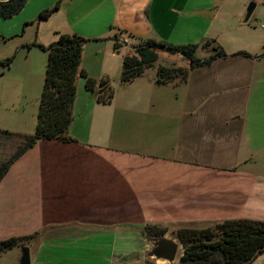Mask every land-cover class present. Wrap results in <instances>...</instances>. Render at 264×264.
Here are the masks:
<instances>
[{
	"label": "crops",
	"instance_id": "1",
	"mask_svg": "<svg viewBox=\"0 0 264 264\" xmlns=\"http://www.w3.org/2000/svg\"><path fill=\"white\" fill-rule=\"evenodd\" d=\"M109 1L106 31L79 29L66 17L57 32L91 40L121 28L174 46L198 45L200 59L216 54V45L227 55L190 70L186 81L158 83V68L166 66L158 64L146 80L145 72L124 84H145L143 155L120 142L117 94L111 104L98 103L79 77L70 127L76 142L39 140L0 178V239L39 233L27 246L40 241L34 247L40 264H148L114 234L131 237L149 223L178 230L226 219L264 221V161L254 159L264 153V80L257 79L264 19L255 16L264 0L248 22L249 0ZM237 38L253 44H236ZM164 53L172 58L167 67L190 66L184 54ZM101 68L102 76L95 75L82 60L95 79L109 76V64ZM134 96L127 94L132 103ZM17 130L11 132L28 135ZM0 149L1 166L17 145L0 138ZM251 264H264V255Z\"/></svg>",
	"mask_w": 264,
	"mask_h": 264
},
{
	"label": "rangeland",
	"instance_id": "2",
	"mask_svg": "<svg viewBox=\"0 0 264 264\" xmlns=\"http://www.w3.org/2000/svg\"><path fill=\"white\" fill-rule=\"evenodd\" d=\"M91 1L28 0L25 7L17 15L11 18L0 17V62L12 59L10 66L0 64V130L18 131V128H23V133H28V135L35 133L40 97L49 58V52L44 47H48L57 40V29L66 24V17L70 20L73 19V24L79 29L86 28L88 27L87 25H93L98 30L100 29L98 33L106 31L101 30V27L104 25L103 19L106 17V12L110 9V1L107 0L97 4H95L96 1H92L93 5H89L92 4ZM58 2H60L58 9L54 10L47 18H41L43 11L54 8ZM250 2L258 3L257 0H249L248 4ZM66 8H68V11H66ZM255 16H260L262 20L264 19V7L261 3L258 4ZM100 19L102 24L93 21ZM69 24H71V21H69ZM90 28L92 29V27ZM108 31L110 33L105 38L91 40L85 38L87 42L84 46L83 62L91 69L92 73L100 76H102L103 71L101 66L104 63L109 64L108 70H104L108 71L106 73L109 76L96 78V80L100 81L103 78H108L115 88V94H117L115 106L118 109L116 128H122L120 142H123L124 147L127 149L143 155L145 153L143 148L145 105L143 96L145 84H141L138 79L137 83L129 87V85H124L127 83H123L121 79L123 60L126 56L135 54L133 46L137 40L130 35L132 33L121 28H111ZM244 42L249 47L253 44L251 40L242 38H237L234 41L236 44ZM116 43L119 44L118 50L115 49ZM162 56L160 55L162 58H159L154 66L155 68H157L158 64L172 65L170 64L171 57L165 59V53ZM260 66L262 67V76L257 75V79L264 80V59L260 61ZM154 67L146 69L141 81L146 80L155 71L157 72ZM128 92L135 94L133 97L134 103L127 98ZM18 116H22L23 119L20 120ZM0 138L2 140L10 139L14 146L17 145V147L24 142V138L15 136L9 138L4 135L0 136ZM1 151L0 149V162L5 157L1 154ZM255 157L264 161V153H255L254 159H256ZM252 169L255 170V168ZM159 226L169 228L164 237L174 238L173 232L176 231L178 226L162 224ZM128 234L131 235L130 233ZM43 235L44 233L41 232L40 237H43ZM114 235L115 240L120 242L119 244L125 245L130 251L134 250L137 252L136 255H139L137 260H140V262L145 260L148 264H156L153 260H148L144 257L150 241L144 228H142L141 232L135 235L132 234L131 237H125L121 233ZM39 242L37 241L30 246L32 264H40L36 261L34 253V247ZM28 243L29 241L25 246ZM22 247H15L0 254V264H21ZM113 251L117 253L121 250L115 248ZM181 254L182 249L179 252V260Z\"/></svg>",
	"mask_w": 264,
	"mask_h": 264
},
{
	"label": "trees",
	"instance_id": "3",
	"mask_svg": "<svg viewBox=\"0 0 264 264\" xmlns=\"http://www.w3.org/2000/svg\"><path fill=\"white\" fill-rule=\"evenodd\" d=\"M27 1H0V17L11 18L17 15L25 7ZM59 6L60 2L54 8L43 11L41 18H47ZM57 34V40L48 47H44L49 52V58L35 133L25 135L9 130H0L2 136L24 138L23 144L17 147L12 159L0 166V178L5 175L14 159L33 147L39 140L55 139L66 143L76 142V139L70 134V127L74 119V104L79 77L85 79L87 90L91 92L98 103L111 104L115 97V88L108 78L97 81L81 69L87 40L77 34L58 32ZM130 35L137 42L133 46L135 54L126 56L123 60L121 77L123 83L132 82L141 76L147 68L154 67L161 52L182 53L190 62V66H160L157 73V82L160 84L171 82L177 78L186 81L190 70L209 65L219 56L227 55L222 47L216 45L214 46L216 54L207 59H200L196 56L198 45L174 46L152 38L145 39ZM211 43L214 42L207 44ZM118 48L119 44L116 43L115 49L118 50ZM240 54L250 56L245 52ZM11 62L12 59H7L0 64L10 66ZM144 230L149 239H155L164 237L169 228L157 224H146ZM38 235L39 233H35L0 239V254L15 247H24L28 241ZM173 235L183 247L180 264H251L257 257L264 254V221L226 219L203 227L182 226L173 232Z\"/></svg>",
	"mask_w": 264,
	"mask_h": 264
},
{
	"label": "water",
	"instance_id": "4",
	"mask_svg": "<svg viewBox=\"0 0 264 264\" xmlns=\"http://www.w3.org/2000/svg\"><path fill=\"white\" fill-rule=\"evenodd\" d=\"M256 6V2H250L248 4L244 22L249 21ZM182 248L181 243L175 238L160 237L150 239L144 257L148 260H153L156 264H180L178 258ZM21 264H31L30 248L27 246L22 247Z\"/></svg>",
	"mask_w": 264,
	"mask_h": 264
}]
</instances>
